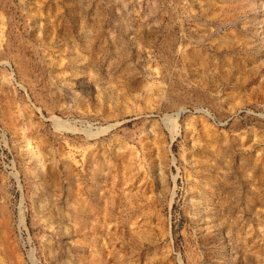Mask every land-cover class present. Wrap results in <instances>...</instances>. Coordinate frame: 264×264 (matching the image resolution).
I'll return each instance as SVG.
<instances>
[{
	"label": "rangeland",
	"instance_id": "1",
	"mask_svg": "<svg viewBox=\"0 0 264 264\" xmlns=\"http://www.w3.org/2000/svg\"><path fill=\"white\" fill-rule=\"evenodd\" d=\"M0 264H264V0H0Z\"/></svg>",
	"mask_w": 264,
	"mask_h": 264
},
{
	"label": "bare ground",
	"instance_id": "2",
	"mask_svg": "<svg viewBox=\"0 0 264 264\" xmlns=\"http://www.w3.org/2000/svg\"><path fill=\"white\" fill-rule=\"evenodd\" d=\"M85 210V208L83 209V213H86V211H84Z\"/></svg>",
	"mask_w": 264,
	"mask_h": 264
}]
</instances>
